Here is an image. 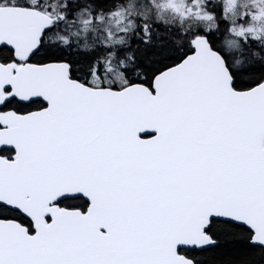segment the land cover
Wrapping results in <instances>:
<instances>
[{
  "label": "snow or ice",
  "instance_id": "1",
  "mask_svg": "<svg viewBox=\"0 0 264 264\" xmlns=\"http://www.w3.org/2000/svg\"><path fill=\"white\" fill-rule=\"evenodd\" d=\"M0 264H264V0H0Z\"/></svg>",
  "mask_w": 264,
  "mask_h": 264
}]
</instances>
